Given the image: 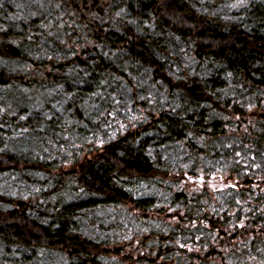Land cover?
Here are the masks:
<instances>
[{"label":"trees","instance_id":"obj_1","mask_svg":"<svg viewBox=\"0 0 264 264\" xmlns=\"http://www.w3.org/2000/svg\"><path fill=\"white\" fill-rule=\"evenodd\" d=\"M0 264H264V0H0Z\"/></svg>","mask_w":264,"mask_h":264},{"label":"rangeland","instance_id":"obj_2","mask_svg":"<svg viewBox=\"0 0 264 264\" xmlns=\"http://www.w3.org/2000/svg\"><path fill=\"white\" fill-rule=\"evenodd\" d=\"M31 171V170H30ZM34 171V170H33ZM36 175V172H31V173H29V176H30V178H34L33 176H35ZM14 180V179H13ZM25 185V184H24ZM24 185H21V183L19 184V187H24ZM25 186H27V185H25ZM23 187L20 189V190H23ZM11 192H15L16 193V190H15V187L13 188V189H11Z\"/></svg>","mask_w":264,"mask_h":264}]
</instances>
